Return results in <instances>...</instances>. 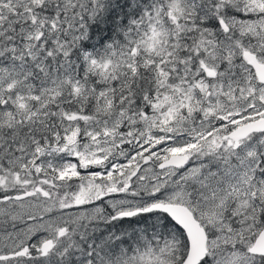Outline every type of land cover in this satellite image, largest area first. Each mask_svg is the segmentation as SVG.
I'll list each match as a JSON object with an SVG mask.
<instances>
[{
    "label": "snow or ice",
    "instance_id": "6c2138e0",
    "mask_svg": "<svg viewBox=\"0 0 264 264\" xmlns=\"http://www.w3.org/2000/svg\"><path fill=\"white\" fill-rule=\"evenodd\" d=\"M0 264H264V0H0Z\"/></svg>",
    "mask_w": 264,
    "mask_h": 264
}]
</instances>
